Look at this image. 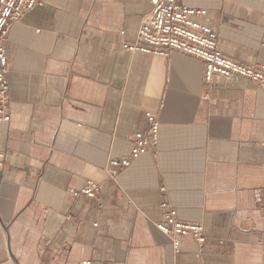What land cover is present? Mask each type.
I'll return each mask as SVG.
<instances>
[{"label":"crops","instance_id":"obj_1","mask_svg":"<svg viewBox=\"0 0 264 264\" xmlns=\"http://www.w3.org/2000/svg\"><path fill=\"white\" fill-rule=\"evenodd\" d=\"M40 1L4 43L0 264H264V88L206 82L203 61L177 50H124L148 0ZM183 2L206 9L225 55L264 63V0ZM146 110L158 154L110 179L108 159L128 154ZM88 180L96 199L67 192ZM163 200L203 225L202 251L184 237L173 252L155 227Z\"/></svg>","mask_w":264,"mask_h":264},{"label":"built area","instance_id":"obj_2","mask_svg":"<svg viewBox=\"0 0 264 264\" xmlns=\"http://www.w3.org/2000/svg\"><path fill=\"white\" fill-rule=\"evenodd\" d=\"M148 2L151 8L142 17L134 41L122 43L124 50L163 57H167L172 50H177L203 61V77L206 82L211 81L214 76L229 78L236 75L264 88V63L246 64L225 55L219 48L216 29L205 21L206 9L189 7L183 0ZM40 3V0H0V123L10 120L9 83L6 78L8 59L4 43L11 25ZM119 33L123 34V31ZM144 116L145 128L134 131L128 137V154L108 159L104 170L110 179L116 180L119 173L139 156L145 153L153 156L158 154L159 118L150 110H146ZM101 187V183L88 180L82 187L69 188L67 192L73 197L82 195L96 199ZM158 208L161 220L155 223V227L170 238L175 254L180 252L184 237L192 238L199 251H202L206 241L202 224L178 219L176 208L167 200L161 201ZM80 264L91 262L83 260Z\"/></svg>","mask_w":264,"mask_h":264}]
</instances>
